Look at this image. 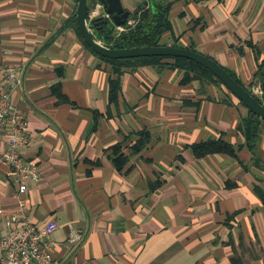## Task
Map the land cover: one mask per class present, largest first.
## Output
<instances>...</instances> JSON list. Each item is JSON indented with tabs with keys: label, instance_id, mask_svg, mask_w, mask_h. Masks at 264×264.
<instances>
[{
	"label": "crops",
	"instance_id": "1",
	"mask_svg": "<svg viewBox=\"0 0 264 264\" xmlns=\"http://www.w3.org/2000/svg\"><path fill=\"white\" fill-rule=\"evenodd\" d=\"M146 1L121 0L130 12ZM75 8L76 0H0V65L20 77L12 101L27 121L26 158L40 169L30 217L56 221V264H264V128L253 154L238 128L248 108L223 84L182 82L185 72L170 66L114 73L79 36ZM169 20L162 43L193 47L260 93L264 0H173ZM143 129L150 141L134 153ZM218 138L236 156H194L192 144ZM11 193L2 187L6 212L15 210ZM74 230L83 233L77 243Z\"/></svg>",
	"mask_w": 264,
	"mask_h": 264
},
{
	"label": "built area",
	"instance_id": "2",
	"mask_svg": "<svg viewBox=\"0 0 264 264\" xmlns=\"http://www.w3.org/2000/svg\"><path fill=\"white\" fill-rule=\"evenodd\" d=\"M105 18L110 16L105 14ZM135 24L136 20L129 18L114 28L116 35ZM20 81L14 69L0 65V196L2 187L9 184L15 200L12 212H6L0 200V264H56L50 239L57 228L56 221L50 219L37 225L30 217L29 184L40 180V169L36 162L26 158L30 143L27 121L12 101ZM3 167L5 171L1 170ZM82 238L79 230L71 231L68 237L73 243Z\"/></svg>",
	"mask_w": 264,
	"mask_h": 264
},
{
	"label": "trees",
	"instance_id": "3",
	"mask_svg": "<svg viewBox=\"0 0 264 264\" xmlns=\"http://www.w3.org/2000/svg\"><path fill=\"white\" fill-rule=\"evenodd\" d=\"M172 1L173 0H149L144 2L134 11L130 12L129 18L135 19L136 24L120 35H116L114 29L110 30V28L107 26V23L101 24L99 21H97L96 23L93 22L92 28L94 35L97 39L101 40L105 44L115 48H127L145 45H165L164 43H162L161 39L164 33L172 28L171 22L169 20V11ZM73 18L76 24L75 14ZM76 28L79 36H81L78 27ZM85 45L94 54L110 64L114 73L116 74H120L122 68L126 66H139L147 64L156 66H170L172 68L183 70L185 72L182 82H186L189 80H198L202 84H223L210 70L188 58L170 56H144L136 58L113 59L103 57L93 51L86 43ZM188 49L195 50L193 47H189ZM163 59H169L172 60V62H163ZM221 66L239 84L244 86V84L234 71L224 67L223 65ZM255 80H257L260 85V93H255L247 87H244L249 90L260 103L264 105V58L258 59L257 69L254 74V81ZM118 88V80H110V97L112 100H115ZM57 97L60 101L65 100V97L62 96L60 92L57 93ZM239 102L242 103L240 100ZM238 128L245 138L246 146L254 154L255 148L257 146V141L260 137V131L262 128H264V120L256 116L248 109V114L241 117ZM134 135H136L137 138L132 143L131 149L134 153H139L146 147V145L150 141V133L147 130L143 129L135 132ZM190 148L194 156L198 158L214 153H225L230 156H236L237 150L234 145L226 142L221 138L203 140L192 144ZM112 155L114 157V164L117 169H122L127 161V157L122 153V147L120 144H116L113 146Z\"/></svg>",
	"mask_w": 264,
	"mask_h": 264
},
{
	"label": "water",
	"instance_id": "4",
	"mask_svg": "<svg viewBox=\"0 0 264 264\" xmlns=\"http://www.w3.org/2000/svg\"><path fill=\"white\" fill-rule=\"evenodd\" d=\"M101 7L102 9H100ZM105 14H108L110 18H105ZM75 16L78 30L84 42L101 56L113 59L144 56H170L191 59L210 70L251 112L264 120V105L211 57L196 50L173 45L115 48L97 39L92 28L93 22L107 23L110 30H113L116 26L125 24L129 19L130 11L124 8L121 0H76ZM253 86L255 88L259 87L257 80L254 81Z\"/></svg>",
	"mask_w": 264,
	"mask_h": 264
},
{
	"label": "rangeland",
	"instance_id": "5",
	"mask_svg": "<svg viewBox=\"0 0 264 264\" xmlns=\"http://www.w3.org/2000/svg\"><path fill=\"white\" fill-rule=\"evenodd\" d=\"M92 14V13H91ZM261 91V90H260ZM256 93H259V92H256Z\"/></svg>",
	"mask_w": 264,
	"mask_h": 264
}]
</instances>
